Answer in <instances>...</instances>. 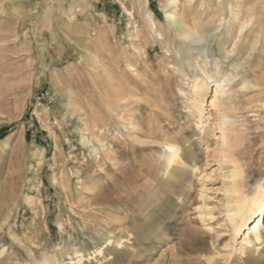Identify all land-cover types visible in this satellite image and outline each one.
Masks as SVG:
<instances>
[{"label":"rangeland","instance_id":"rangeland-1","mask_svg":"<svg viewBox=\"0 0 264 264\" xmlns=\"http://www.w3.org/2000/svg\"><path fill=\"white\" fill-rule=\"evenodd\" d=\"M170 4L0 0V264H264V229L248 245L227 220L221 157L264 187V0L207 1L186 39ZM235 65L229 149L219 77L199 88Z\"/></svg>","mask_w":264,"mask_h":264},{"label":"bare ground","instance_id":"bare-ground-1","mask_svg":"<svg viewBox=\"0 0 264 264\" xmlns=\"http://www.w3.org/2000/svg\"><path fill=\"white\" fill-rule=\"evenodd\" d=\"M194 1L195 0H188L186 6L187 8L183 10L182 14H179V3H180L179 0H171V4L175 5V7L172 8L173 12L164 13L170 30H172L177 36L182 37L184 39H186L192 32H196V30L200 27V18L208 13V12H204L205 10L204 8L207 9L206 3L207 1L210 3L213 0H197L198 2L196 4L193 3ZM223 9L225 8H222V5H219L217 7V13L223 11ZM231 11L232 10L230 6L229 12ZM145 17L146 19H148L147 21L151 23V27H152L151 29L154 30L156 24L152 16H150L149 13H146ZM247 25L248 23L245 22L243 26H241L240 31L242 32L247 27ZM236 28L237 27L235 23L233 25V23L231 24V22H229L226 31L227 36L225 39L221 41L223 47L227 46L228 42L233 43V37H234L233 34ZM161 38L163 39V36ZM254 47L257 48V46ZM236 48L237 45L234 47L232 51L233 53L236 51ZM230 58H231L230 55L227 56V59ZM237 70L238 68L235 65L232 67L231 72L224 71L219 68L215 73L212 74L206 73L205 74L206 80L199 88L201 89L200 96L201 98L204 99L210 88L211 80H213L216 77H219L217 80H215L213 84L215 89H214V97L213 100L211 101V107H213L214 110L216 109L218 112L219 123L217 122L216 124H218V128L221 132L220 136L223 141L222 147H228L229 149L232 148L234 149V147L230 145V141L232 140L231 135L232 136L234 135L235 138L237 139V133L234 131L233 128L235 119H233L232 116L234 115L236 116L239 109L236 106L237 104H235L234 98L231 97V94L233 92L232 89L230 88V86L233 84V82L236 81V78L238 77V74H236ZM203 116L204 115H202V117ZM167 150H168V156H170L169 158L170 166L172 165L176 166L177 164H181L180 162L181 153L179 154L180 150H178L173 145H168ZM224 152H221L222 162L225 163L230 162L233 165V169L231 170L230 176L226 178L228 181H230V183H224V192L226 193V198H227V203L225 206L227 211L226 213L227 220L232 225L233 233L235 235L239 234L242 230L245 229L250 230V232L246 234V238L244 239V241H246L248 245L251 244L253 240L257 243H261L262 242L261 230L264 229V187L259 185L252 195H248L246 191V187L244 186L245 184L244 181H240V178L243 177V172L241 168L238 167L235 161L229 159L230 158L228 156L230 155L229 152L228 153L227 151ZM171 169H167V170H171ZM206 208H207L206 205L200 207V209L203 210ZM97 254H102V251L98 250ZM75 259L77 260V263H83L85 256L84 254H78L75 257ZM73 263L74 261L71 264ZM55 264H66V263L65 261L59 260Z\"/></svg>","mask_w":264,"mask_h":264}]
</instances>
